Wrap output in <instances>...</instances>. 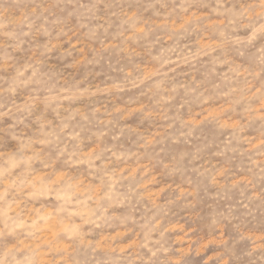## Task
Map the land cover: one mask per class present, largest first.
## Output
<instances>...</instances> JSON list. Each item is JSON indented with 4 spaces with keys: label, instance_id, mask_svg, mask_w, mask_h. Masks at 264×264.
I'll list each match as a JSON object with an SVG mask.
<instances>
[{
    "label": "clouds",
    "instance_id": "clouds-1",
    "mask_svg": "<svg viewBox=\"0 0 264 264\" xmlns=\"http://www.w3.org/2000/svg\"><path fill=\"white\" fill-rule=\"evenodd\" d=\"M0 264H264V0H0Z\"/></svg>",
    "mask_w": 264,
    "mask_h": 264
}]
</instances>
